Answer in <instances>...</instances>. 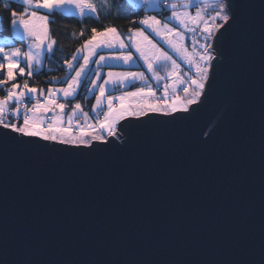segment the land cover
I'll return each mask as SVG.
<instances>
[{
  "label": "water",
  "instance_id": "95a60500",
  "mask_svg": "<svg viewBox=\"0 0 264 264\" xmlns=\"http://www.w3.org/2000/svg\"><path fill=\"white\" fill-rule=\"evenodd\" d=\"M231 5L190 118L133 121L103 152L6 138L0 264H264V0Z\"/></svg>",
  "mask_w": 264,
  "mask_h": 264
},
{
  "label": "snow or ice",
  "instance_id": "6c2138e0",
  "mask_svg": "<svg viewBox=\"0 0 264 264\" xmlns=\"http://www.w3.org/2000/svg\"><path fill=\"white\" fill-rule=\"evenodd\" d=\"M11 2L4 0V6L9 7ZM21 3L23 11H11L13 39L27 40V50L15 47L8 37H0V71L7 68L0 76V87L10 85L0 97V145L14 133L16 136L12 138L21 144L54 152L123 149L130 139L128 125L133 121L145 123V118L157 116L170 120L190 118L198 111L193 106H202V98L207 97L214 72L223 60L215 47L223 35L221 29L227 31L225 26L231 27L230 21L235 19L231 0H195L194 14L190 11L193 0H167L166 7L165 0H139L142 5L170 11L171 15L163 19L145 16L137 27L128 29L127 37L115 28L106 27L100 32L93 28L92 35L63 61L68 70L66 78L51 77V84L62 86H50L45 92L30 87L27 80L22 86L13 82L14 69L18 68L20 76L32 77L43 70L45 59L56 55L58 44L49 27L53 14L97 18L98 9L89 0H21ZM209 9L213 15L206 14ZM186 40H190L191 50ZM91 64L96 68L89 73ZM117 65L123 66L122 70H114ZM105 67L107 72L103 71ZM161 68L166 75L160 74ZM88 76L92 78L88 80L89 96L85 99L95 97L91 115L79 102L71 103V111L65 113ZM137 82H143V86H135ZM134 86L135 90H129ZM125 121L128 123H122ZM213 127L204 133V139Z\"/></svg>",
  "mask_w": 264,
  "mask_h": 264
},
{
  "label": "trees",
  "instance_id": "16d2710c",
  "mask_svg": "<svg viewBox=\"0 0 264 264\" xmlns=\"http://www.w3.org/2000/svg\"><path fill=\"white\" fill-rule=\"evenodd\" d=\"M91 1L98 9V12L95 14L97 18H81L78 16L64 17L60 13H55L51 16L49 27L54 39L57 40L59 50L51 59H45L43 70L39 74H34L32 77H28L27 75L20 76L18 68L14 69L16 81L13 82H18L23 85L27 80L30 87L39 89H47L50 86H62L60 84H51V77L55 76L59 80L66 78L68 70L63 61L69 59L76 49L81 46L83 41L92 35L91 30L93 28L97 29L98 32L103 31L106 27L115 28L121 35L125 36L129 34L128 29L137 27L138 21L145 16H156L157 19H163L171 15L170 11H151L144 7L135 6L129 0ZM23 8L24 5L17 0H12L7 8L4 6V0H0V37H8L16 47L21 46L22 50L25 51L26 41L13 39V17L11 15L12 10L20 12L23 11ZM213 14L214 12L209 9L207 15ZM134 20L137 21L136 24L132 23ZM81 32L84 33L83 36L80 35ZM20 66H24L23 63ZM6 71L7 68L5 67V69L0 71V76H3ZM8 86L10 85L0 87V97L5 95V88ZM86 86V83L82 85L78 97L76 100L70 101V105L71 103L79 102L85 110L93 105L95 97L85 99L87 96ZM135 86H140V84H136Z\"/></svg>",
  "mask_w": 264,
  "mask_h": 264
},
{
  "label": "rangeland",
  "instance_id": "374dc122",
  "mask_svg": "<svg viewBox=\"0 0 264 264\" xmlns=\"http://www.w3.org/2000/svg\"><path fill=\"white\" fill-rule=\"evenodd\" d=\"M17 1H19V2H21V0H17ZM133 5H135V6H138V7H144V8H146L147 10H151V11H156V10H154L153 9V7L151 6V5H142V4H140L139 3V0H129ZM89 2L90 3H92V1L91 0H89ZM195 8H196V4L194 5V2L192 3V5L190 6V11L194 14L195 13ZM41 11V14H42V12H44V10H40ZM207 14V13H206ZM217 23H220V21H217ZM178 27V26H177ZM129 34H127V35H125V36H123V37H127ZM24 41H26V48H25V51L27 50V43H28V41L27 40H24ZM188 41L189 40H186V46H188ZM12 44H14L12 41H10ZM15 46V45H14ZM16 47V46H15ZM17 48H21L22 49V47L20 46V47H17ZM177 62L178 63H181V68L183 69V70H186V66L185 65H183L182 64V62L179 60V58H177ZM43 65H44V61H43ZM95 68H96V65H94V64H91V65H89V69H88V71H89V73H91V72H93L94 70H95ZM122 68H123V66H120V65H117V66H114V70H122ZM133 70H136V66L134 65L133 66ZM140 70H143V69H140ZM103 71L104 72H107L108 71V68L107 67H105L104 69H103ZM160 74L161 75H166V71H165V69H163V68H161V70H160ZM90 78H92L91 76H88V77H85L84 78V82L81 84V86L79 87V90H80V88L82 87V85L84 84V83H86V87H88L89 85H88V80L90 79ZM150 83H152L153 84V87H155L156 86V84H155V82L154 81H150ZM137 84H140V86H143V82H137ZM21 85V84H20ZM22 86V85H21ZM57 87H60V86H57ZM37 89H39V88H37ZM45 90V92L47 91V89H44ZM78 90V91H79ZM129 90H135V87H131V88H129ZM119 91L120 90H117V93L116 94H119ZM87 96H89V94L87 93ZM91 97H94V96H90L89 98H91ZM62 102V101H61ZM95 103V99H94V102H93V104Z\"/></svg>",
  "mask_w": 264,
  "mask_h": 264
},
{
  "label": "crops",
  "instance_id": "0c3cea01",
  "mask_svg": "<svg viewBox=\"0 0 264 264\" xmlns=\"http://www.w3.org/2000/svg\"><path fill=\"white\" fill-rule=\"evenodd\" d=\"M63 102V101H62ZM13 107H14V105H12ZM84 109V108H83ZM71 111V107L69 106L68 108H66L65 109V113H69ZM84 111H87V112H89V114L91 115V107L90 108H88L87 110H85L84 109ZM65 120H67V115H65ZM81 122H83L82 120H81Z\"/></svg>",
  "mask_w": 264,
  "mask_h": 264
},
{
  "label": "built area",
  "instance_id": "2783aa9c",
  "mask_svg": "<svg viewBox=\"0 0 264 264\" xmlns=\"http://www.w3.org/2000/svg\"><path fill=\"white\" fill-rule=\"evenodd\" d=\"M193 2H194V5L196 4L195 3V0H193ZM167 6V0H165V7ZM195 10H196V8H195ZM188 47H189V50H191V42H190V40L188 41ZM158 95H159V93H158ZM70 105V104H69ZM81 122V121H80ZM81 123H83V122H81Z\"/></svg>",
  "mask_w": 264,
  "mask_h": 264
}]
</instances>
